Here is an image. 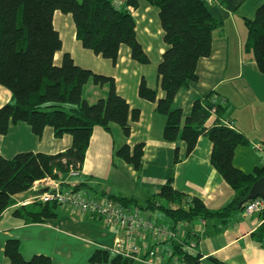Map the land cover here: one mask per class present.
I'll return each instance as SVG.
<instances>
[{"label":"trees","instance_id":"trees-1","mask_svg":"<svg viewBox=\"0 0 264 264\" xmlns=\"http://www.w3.org/2000/svg\"><path fill=\"white\" fill-rule=\"evenodd\" d=\"M141 1L159 9L167 48L157 69L164 97L159 98L158 90L149 87L145 80L139 86V96L155 103L157 111L167 117V142L183 140L188 155L201 136L213 143L211 163L233 188L235 196L223 208L210 210L201 199L189 198L176 190L170 179L145 206H140L135 198H109L143 210L162 211L173 228L200 219L209 226L211 222L214 227L226 226L244 212L253 185L264 177V166L252 173L235 166L236 149L247 145L248 140L223 122L227 105L211 92L194 102L187 117L182 109L174 107L181 89L199 80L198 63L211 56L213 33L223 26L206 0H126L120 9L115 7L116 0H0V85L12 93V101L0 108V135H7L12 124L24 122L37 137H42L47 127L53 128L56 138L66 134L73 137L72 147L56 155L25 152L11 159L0 155V217L15 204V196L30 191L35 182L46 178L61 180L68 175L70 166L81 169L95 127L109 130V125L116 123L129 137L131 120L140 116L139 110H132L117 92L114 78L78 66L69 53L63 55L60 64L56 63L63 42L55 27V13L72 15L77 39L85 49L116 63L120 48L125 45L131 49L133 60L148 65L150 58L138 40L137 23L129 10L130 6L136 9ZM245 23L254 59L264 74V3L255 18L246 19ZM90 82L107 86V97L95 103L87 101L83 91ZM214 107L218 120L207 127ZM143 154L144 145L137 144L133 148L125 145L116 155L140 171ZM59 207L56 202L37 201L15 209L13 214L26 224L44 223L57 218ZM255 237L264 246V226ZM171 248L185 264H201L198 252L185 253L176 241L171 242ZM5 254L12 264H52L46 255L26 260L15 239L8 240ZM91 262L140 264L132 258L113 256L107 248L96 251Z\"/></svg>","mask_w":264,"mask_h":264},{"label":"crops","instance_id":"crops-1","mask_svg":"<svg viewBox=\"0 0 264 264\" xmlns=\"http://www.w3.org/2000/svg\"><path fill=\"white\" fill-rule=\"evenodd\" d=\"M206 3L223 26L213 33L211 56L198 63L199 80L181 89L174 107L182 109L187 117L197 99L215 92L228 107L223 122L233 123L234 129L248 140L247 145L236 149L234 164L252 173L264 166V74L254 59L245 21L255 18L264 0H206ZM133 16L138 40L150 58L148 65L133 60L131 49L125 45L120 48L116 63L85 49L77 39L72 15L55 13V27L63 42L62 50L56 54V63L60 64L63 55L69 53L78 66L114 78L117 92L132 110L140 112L138 120H131L129 137L116 123H111L109 130L95 127L80 175L68 173L57 181L64 191L77 185L98 198L124 196L135 198L140 206H145L172 179L179 192L201 199L210 210H219L234 198L235 192L211 163L213 143L201 136L195 150L188 155L183 140L167 142L164 138L167 117L157 111L155 103L139 96V86L145 80L149 87L158 90L159 98L164 97L157 69L167 45L158 8L141 1ZM108 92L107 86L90 82L83 95L95 103L107 97ZM11 101L12 93L0 85V108ZM217 120L213 114L207 127H212ZM137 144L144 145L140 171L116 155L125 145L133 148ZM72 145L73 137L69 134L56 138L53 128L47 127L43 136L37 137L24 122L12 124L7 135H0V155L6 159L25 152L56 155ZM177 151L178 162L175 161ZM49 187L47 178L35 182L30 191L16 195L15 204L0 217V264H12L5 254L10 239L19 241L20 252L26 260L46 255L52 264H110L91 262L96 251L112 248L120 233L102 218L83 215L66 206L59 207L57 218L44 223L26 224L14 216L15 209L32 205L33 198L47 192ZM143 211L159 224L172 227L162 211ZM211 224L201 219L181 224V236L197 239L201 264H217V261L264 264V246L255 237L264 226V216L243 212L226 226ZM150 244L163 254L170 247L166 242L157 247Z\"/></svg>","mask_w":264,"mask_h":264},{"label":"built area","instance_id":"built-area-1","mask_svg":"<svg viewBox=\"0 0 264 264\" xmlns=\"http://www.w3.org/2000/svg\"><path fill=\"white\" fill-rule=\"evenodd\" d=\"M126 0H116L115 7L120 9ZM130 12L134 9L130 6ZM216 103H218L216 101ZM216 114V107L212 109V115ZM229 128L234 129V124L224 122ZM70 175H80V166H70ZM49 189L47 192L34 199L35 202H56L62 207H70L83 215H91L104 219L119 230V236L114 246L108 251L113 256L132 258L140 264H185L179 256L173 254L171 242L176 241L183 252L195 255L198 252L196 238L181 236V224L177 227H169L154 221L138 206L126 205L122 202L105 197L98 198L89 190L77 189V185L70 190L64 191L61 183L52 178H47ZM264 211V198L259 197L250 200L244 213L247 215L262 214ZM156 247L162 243H170L167 253L163 254Z\"/></svg>","mask_w":264,"mask_h":264},{"label":"water","instance_id":"water-1","mask_svg":"<svg viewBox=\"0 0 264 264\" xmlns=\"http://www.w3.org/2000/svg\"><path fill=\"white\" fill-rule=\"evenodd\" d=\"M259 197L264 198V177L260 178L253 185L251 192L248 196V200H254Z\"/></svg>","mask_w":264,"mask_h":264},{"label":"rangeland","instance_id":"rangeland-1","mask_svg":"<svg viewBox=\"0 0 264 264\" xmlns=\"http://www.w3.org/2000/svg\"><path fill=\"white\" fill-rule=\"evenodd\" d=\"M79 1H81V0H79ZM103 243H105V242H103ZM106 244H108V246L111 247V246H110V242H107Z\"/></svg>","mask_w":264,"mask_h":264}]
</instances>
